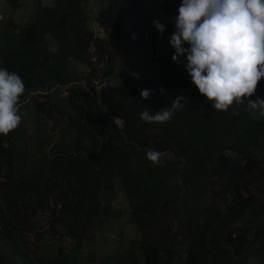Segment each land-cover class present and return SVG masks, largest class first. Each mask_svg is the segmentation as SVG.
Returning a JSON list of instances; mask_svg holds the SVG:
<instances>
[{"label": "trees", "instance_id": "1", "mask_svg": "<svg viewBox=\"0 0 264 264\" xmlns=\"http://www.w3.org/2000/svg\"><path fill=\"white\" fill-rule=\"evenodd\" d=\"M157 1L36 0L25 25L1 20L13 29L2 30L0 67L25 86L19 114L30 102L50 139L32 166L19 144L21 120L0 134V264H97L92 257L80 261L79 252L98 225L120 215L109 200L116 183L139 237L115 264H264V115L247 99L211 108L190 83L185 58L171 60L174 49L163 37L174 27L161 23ZM164 4L170 12L179 6ZM94 24L107 37L96 36ZM151 44L147 64L111 80L128 46ZM71 61L87 67V75ZM93 78L103 82L100 90L90 86ZM156 87L169 92L140 97ZM177 97L182 107L168 121L139 119ZM256 98L264 100V77L249 97ZM148 150L160 152L159 162L145 158ZM50 240L54 254L44 256L42 244Z\"/></svg>", "mask_w": 264, "mask_h": 264}, {"label": "clouds", "instance_id": "2", "mask_svg": "<svg viewBox=\"0 0 264 264\" xmlns=\"http://www.w3.org/2000/svg\"><path fill=\"white\" fill-rule=\"evenodd\" d=\"M169 24L174 27L172 34H165L174 49L171 60L185 58L190 83L211 108L227 110L247 99L250 109L264 115V100L249 99L264 77V0H180ZM153 25L163 33V24L154 20ZM24 91L21 77L0 67V134L7 135L20 123L18 101ZM150 92L142 89L139 95L146 100ZM180 107L177 97L158 111H141L139 119L162 124ZM160 155L148 150L145 158L155 164Z\"/></svg>", "mask_w": 264, "mask_h": 264}, {"label": "rangeland", "instance_id": "3", "mask_svg": "<svg viewBox=\"0 0 264 264\" xmlns=\"http://www.w3.org/2000/svg\"><path fill=\"white\" fill-rule=\"evenodd\" d=\"M39 2L43 5H47L50 4L51 0H39ZM165 2H167V5L179 4L178 0H165L163 3H159L162 8L160 14H158L160 16V21L161 23L169 24L173 22L176 12L168 11V7H165ZM35 4L36 0H19V6L16 9H13L12 5L8 3L7 0H0V41L3 39L2 30L13 29L12 24L4 26L1 23V20L7 19L18 27L25 25L29 19L32 18ZM90 9L97 11L99 9V2L91 3ZM144 12L149 13V9H145ZM158 15H156L155 12L154 14L152 13V16L154 17ZM108 38H111V35H109ZM125 50L129 54H120L114 61L115 72L114 76L111 78L113 82L119 81L120 78L127 73L137 71L140 69L141 65L147 64L150 60V56L154 55L155 45H148L141 50H136L130 45ZM71 65L73 70L79 75H87L88 68L84 65L73 61H71ZM149 89H153L163 94H168L169 92L168 89L164 87ZM160 89H163V91H160ZM21 112V127L23 128L24 134L21 136L19 144L20 147L29 154V158L26 160V163H29L31 157L33 160L34 156L37 155V150L40 157L42 147L44 152L47 153L49 149V144H47V142L49 141L50 136L46 133V127L43 124H37L34 122L33 107L30 102L21 105ZM52 138L56 141L58 135L53 134ZM32 160L29 164L36 166L32 164ZM115 190L117 192L112 197H109V200L113 210H117L118 213L120 212V215L109 218L104 223L98 225L92 232V239L84 241L83 248L79 252V258L82 262L88 261L89 258L92 257V260H95L97 264H115L117 259L120 258V252L124 251L126 244L132 238L137 239L139 237L137 227L128 220V203L123 191L119 188L117 183ZM55 244V241H44L41 247L43 255L52 256L54 254ZM250 259L251 262H253L252 260L254 259Z\"/></svg>", "mask_w": 264, "mask_h": 264}, {"label": "built area", "instance_id": "4", "mask_svg": "<svg viewBox=\"0 0 264 264\" xmlns=\"http://www.w3.org/2000/svg\"><path fill=\"white\" fill-rule=\"evenodd\" d=\"M160 3H163L165 0H158ZM94 32L96 34V36H98L99 38H104L106 37V30L105 28L103 27H99L98 24H94ZM169 38H170V35H165L164 36V42H168L169 41ZM169 43V42H168ZM103 82L98 80L97 78H93L91 79V83H90V86L94 87L95 89L97 90H100L103 86ZM64 94H66V91L63 92ZM114 123L118 126L121 125V120L118 118V119H114Z\"/></svg>", "mask_w": 264, "mask_h": 264}]
</instances>
